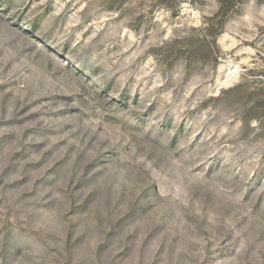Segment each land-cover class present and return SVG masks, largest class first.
<instances>
[{"label":"rangeland","instance_id":"rangeland-1","mask_svg":"<svg viewBox=\"0 0 264 264\" xmlns=\"http://www.w3.org/2000/svg\"><path fill=\"white\" fill-rule=\"evenodd\" d=\"M0 264H264V0H0Z\"/></svg>","mask_w":264,"mask_h":264}]
</instances>
